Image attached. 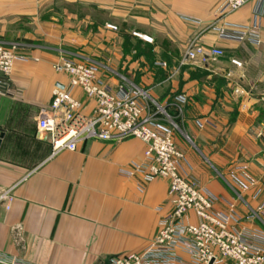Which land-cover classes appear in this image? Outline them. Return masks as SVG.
Masks as SVG:
<instances>
[{"label": "crops", "instance_id": "1", "mask_svg": "<svg viewBox=\"0 0 264 264\" xmlns=\"http://www.w3.org/2000/svg\"><path fill=\"white\" fill-rule=\"evenodd\" d=\"M72 1L87 12L63 13L59 22L42 19L49 0H0V41L21 36L27 56L13 62L10 84L0 92V195L10 189L13 197L8 208L0 200V257L23 264H108L115 254L144 249L171 208L166 179L145 182L119 173L142 158L138 139H91L50 156L36 117L53 88L67 83L51 66L62 55L98 63L111 85L125 80L146 90L175 124L173 138L185 154L182 173L217 196V209L233 201L243 225L264 229V216L244 218L264 199V0L223 16V0ZM254 13L259 44L219 38L212 28L250 25ZM33 23L34 31L24 28ZM195 37L205 47L222 48L223 56L181 64ZM72 93L89 113L88 97L78 88ZM242 165L261 189L256 198L255 187L242 190L236 181Z\"/></svg>", "mask_w": 264, "mask_h": 264}, {"label": "built area", "instance_id": "2", "mask_svg": "<svg viewBox=\"0 0 264 264\" xmlns=\"http://www.w3.org/2000/svg\"><path fill=\"white\" fill-rule=\"evenodd\" d=\"M249 1L223 0L218 14L236 11ZM194 20L191 17H185ZM108 27L115 29L113 25ZM219 38L252 44L261 43L259 13H254L250 25L222 23L213 25ZM144 41L152 42L148 35L133 32ZM24 44L8 46L0 41V72L11 70L19 56L17 50ZM224 51L218 46L205 47L196 41L188 43L181 63L200 59L216 60ZM230 62L242 66V61L231 58ZM164 65V63H160ZM53 70L67 76L63 87L55 86L47 106L38 111L36 130L50 144V156L62 150L74 151L79 143L98 139L103 141L135 138L143 142L142 158L131 161L119 169L126 177L139 176L142 181L163 178L168 183V201L171 208L159 219L156 233L140 251L118 253L109 258L108 264H264V229L245 226L235 203H227L226 209H217V196L196 178L182 173L181 163L185 154L174 141V122L149 93L121 80L111 85L100 76L96 62L60 56L51 64ZM80 89L91 101L89 113L83 103L73 95ZM240 180L235 179L242 190L255 187L256 181L246 173V166H238ZM264 177V174H263ZM256 188V187H255ZM261 192L256 188V198ZM13 197L10 189L0 195L6 208ZM194 217V221L190 217ZM264 216V199L245 215L253 221ZM0 264H23L18 259L0 257Z\"/></svg>", "mask_w": 264, "mask_h": 264}, {"label": "rangeland", "instance_id": "3", "mask_svg": "<svg viewBox=\"0 0 264 264\" xmlns=\"http://www.w3.org/2000/svg\"><path fill=\"white\" fill-rule=\"evenodd\" d=\"M86 13L87 12V6L85 4H79L78 2L72 1V0H49L48 2V10L44 13H42V19L44 18L45 20H51V16H54L57 18V20L59 22H64V20L66 18H64L63 13ZM103 18V16H102ZM101 18V19H102ZM34 20V19H33ZM96 21H100L99 20V15L97 16ZM108 25H112V24H106V26L108 27ZM115 26V25H113ZM24 26H21L20 28L23 29ZM116 27V26H115ZM25 29L28 30H35L36 29V25L33 23L31 25L25 26ZM110 28V27H109ZM116 29V28H115ZM22 34V33H21ZM133 35V34H132ZM135 36V35H133ZM142 39V38H141ZM3 42V41H2ZM5 44H7L8 46H10L11 44L14 43H21L24 44V41L21 39V36H18L17 39H11L9 42H4ZM129 43H133V42H129ZM133 44H131L132 46ZM133 48H137V46L134 44L132 46ZM17 54L19 56H26L25 55V50L23 48L18 49L17 50ZM248 54V53H247ZM246 56V54L244 55V57ZM27 57V56H26ZM182 59V58H181ZM180 59V60H181ZM182 64V63H181ZM218 81L221 83V86L224 87V89H228L229 91H232V86H230L229 88L227 87V79L223 78V77H217ZM229 83V82H228ZM231 88V89H230ZM234 90V87H233ZM230 91V92H231ZM236 92H238V89L235 90ZM175 130V129H174ZM131 162V161H130ZM129 162V163H130Z\"/></svg>", "mask_w": 264, "mask_h": 264}, {"label": "water", "instance_id": "4", "mask_svg": "<svg viewBox=\"0 0 264 264\" xmlns=\"http://www.w3.org/2000/svg\"><path fill=\"white\" fill-rule=\"evenodd\" d=\"M10 83L7 79V76L4 75L2 72H0V92L4 93L5 92V87L8 86ZM59 87H63V85H58ZM1 142V138H0Z\"/></svg>", "mask_w": 264, "mask_h": 264}]
</instances>
